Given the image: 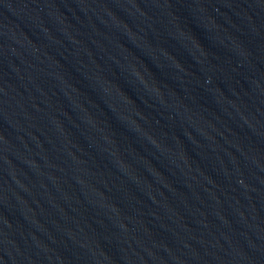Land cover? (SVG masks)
I'll use <instances>...</instances> for the list:
<instances>
[{"label":"water","instance_id":"water-1","mask_svg":"<svg viewBox=\"0 0 264 264\" xmlns=\"http://www.w3.org/2000/svg\"><path fill=\"white\" fill-rule=\"evenodd\" d=\"M0 264H264V0H0Z\"/></svg>","mask_w":264,"mask_h":264}]
</instances>
